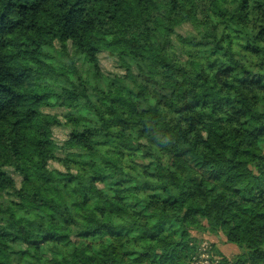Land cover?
<instances>
[{"label":"trees","instance_id":"obj_1","mask_svg":"<svg viewBox=\"0 0 264 264\" xmlns=\"http://www.w3.org/2000/svg\"><path fill=\"white\" fill-rule=\"evenodd\" d=\"M206 234L264 264V0H0V264H197Z\"/></svg>","mask_w":264,"mask_h":264},{"label":"rangeland","instance_id":"obj_2","mask_svg":"<svg viewBox=\"0 0 264 264\" xmlns=\"http://www.w3.org/2000/svg\"><path fill=\"white\" fill-rule=\"evenodd\" d=\"M101 63H102V67H103V70L106 72V73H119V72H121V69H118L117 68V64L113 61V59H111L110 57H109V54H107V53H104L102 56H101ZM81 65V64H80ZM57 111H59L60 112V110H55V111H52V112H57ZM55 134H56V137L58 138V140H64V138H65V133H64V131H62L61 129H56L55 130ZM52 166L53 167H57V168H60V166L58 165V164H56V163H52ZM12 172V171H11ZM12 174H13V176L16 178V180H17V182L18 183H20V181H21V177L18 175V174H16V173H13L12 172ZM201 237H202V240H203V242H202V244H204L205 245V243H207L208 244V246H210V257H211V259H212V254H211V250H212V245H214V248L215 249H220L219 248V245L220 244H223L222 242H221V240L222 239H220L221 237H218V236H213V235H210V234H206V235H201ZM226 250H228V249H226ZM216 251V250H215ZM215 251H213V253H215ZM240 251H239V249L237 248V247H234L233 246V249H229L227 252H224V253H226V255L228 256V257H230V258H233L236 254H238ZM217 253H215V255H216ZM200 261H205V259L204 258H202V256L200 255V256H198V258H197V260H196V263L197 264H202V262H200Z\"/></svg>","mask_w":264,"mask_h":264},{"label":"built area","instance_id":"obj_3","mask_svg":"<svg viewBox=\"0 0 264 264\" xmlns=\"http://www.w3.org/2000/svg\"><path fill=\"white\" fill-rule=\"evenodd\" d=\"M200 251H201V256H202V258H204L205 259V261H200V262H202V264H211L212 263V261H211V257L209 256L210 255V246H208V244L207 243H205V245L204 244H202L201 245V249H200ZM209 255H208V254ZM197 260V259H196ZM216 263H217V261H215Z\"/></svg>","mask_w":264,"mask_h":264},{"label":"crops","instance_id":"obj_4","mask_svg":"<svg viewBox=\"0 0 264 264\" xmlns=\"http://www.w3.org/2000/svg\"><path fill=\"white\" fill-rule=\"evenodd\" d=\"M220 239H221V238H220ZM221 242H222L223 244H220V245H219V248H220V250H221L222 252H227L230 248L233 249V246H234V247H237V246L232 245V244H225L223 238H222ZM226 249H228V250H226Z\"/></svg>","mask_w":264,"mask_h":264}]
</instances>
